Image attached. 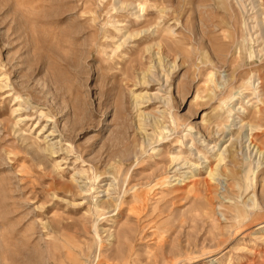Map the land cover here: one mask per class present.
<instances>
[{"label": "rangeland", "instance_id": "374dc122", "mask_svg": "<svg viewBox=\"0 0 264 264\" xmlns=\"http://www.w3.org/2000/svg\"><path fill=\"white\" fill-rule=\"evenodd\" d=\"M0 264H264V0H0Z\"/></svg>", "mask_w": 264, "mask_h": 264}, {"label": "bare ground", "instance_id": "6f19581e", "mask_svg": "<svg viewBox=\"0 0 264 264\" xmlns=\"http://www.w3.org/2000/svg\"><path fill=\"white\" fill-rule=\"evenodd\" d=\"M233 157H235V155H234V154L232 155V158H233Z\"/></svg>", "mask_w": 264, "mask_h": 264}]
</instances>
